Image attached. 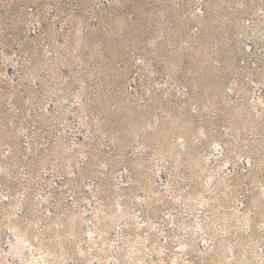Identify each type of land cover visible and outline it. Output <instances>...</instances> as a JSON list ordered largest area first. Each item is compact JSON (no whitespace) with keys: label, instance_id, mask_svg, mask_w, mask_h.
<instances>
[{"label":"rangeland","instance_id":"obj_1","mask_svg":"<svg viewBox=\"0 0 264 264\" xmlns=\"http://www.w3.org/2000/svg\"><path fill=\"white\" fill-rule=\"evenodd\" d=\"M0 264H264V0H0Z\"/></svg>","mask_w":264,"mask_h":264}]
</instances>
